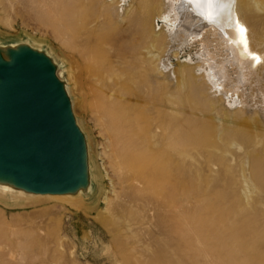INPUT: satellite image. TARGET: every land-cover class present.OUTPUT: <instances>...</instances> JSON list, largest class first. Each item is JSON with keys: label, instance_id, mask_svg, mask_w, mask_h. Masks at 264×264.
Listing matches in <instances>:
<instances>
[{"label": "rangeland", "instance_id": "rangeland-1", "mask_svg": "<svg viewBox=\"0 0 264 264\" xmlns=\"http://www.w3.org/2000/svg\"><path fill=\"white\" fill-rule=\"evenodd\" d=\"M99 1L85 0L86 8L83 19H71L58 10L44 12V17L48 20L47 23L35 18L22 0H0V52L1 54L6 52V49L11 46L26 45L44 54L53 63L55 75L62 83L69 100L75 124L83 136L87 184L85 186L87 188H82L81 192H71L66 196L37 197V200L44 202L28 206L29 208L8 207L0 203V220L1 217H5L3 221L7 226L11 215L18 216L21 225L29 219H35L43 228L41 236H46L44 241H40V244L47 245L46 247L51 250L47 252L46 258L50 254L49 256L54 261L61 259L58 261L59 264H134L136 261L150 264L152 263L151 257L147 252L142 251V242L136 244L134 249L132 248L133 241H150L149 235L143 229L146 224L143 213L134 206L117 207L116 203L114 204L113 184L104 155V133L101 131V125L97 118L95 119L97 113L94 112H97L96 109L102 103V95L107 92L108 65L113 63L118 54L123 58L129 55L127 54L129 51L127 52L122 46V40L128 38V43L136 47L134 50L136 52L141 49V46L150 48L152 42L147 37L148 33L150 35L153 31L155 33L156 27L163 29L162 25L165 21L158 18L156 23V19H154L156 11L153 10L150 19L144 26L146 35L141 40L138 35H133L135 33V30H132L133 24L128 23L133 26L129 30L130 26L125 21H120L119 18L115 19L113 15L110 17L107 14V8L105 10ZM131 1L124 0L122 5L125 6ZM154 2L160 6L159 3L162 0H154ZM260 7L255 15L253 13V17L257 16L258 18H254L263 23L264 8ZM112 18L114 19L112 20ZM123 22L124 26H122ZM117 32L120 33L117 34ZM121 35L126 39H122ZM163 37L157 42L159 46H161ZM200 40L198 38L193 42L186 41L187 43L184 42V45L171 43L170 52L167 53L168 58L164 59H167L168 68L166 69L167 82L161 91L163 96H166L164 94L165 91H168V87L170 89L179 80L178 73L172 72L182 63L181 60L188 59L187 61L191 62L187 64V67L191 68V71L193 70L192 73L195 77H199L202 73V70L200 72V68L196 67V55L197 52L200 53L203 46V44L200 45L202 43ZM211 47L213 48V46ZM212 48L209 49L213 51ZM234 48L236 47L234 46ZM81 50L85 51L90 58L91 69L89 72L86 70V64L80 54ZM176 50L179 51V60L170 54ZM134 51L133 55L136 53ZM219 52H217V57H224L223 55L218 56V54H222ZM228 53L232 55L231 52ZM234 62L229 63L230 66L228 63L225 64L227 73L224 72V80L226 81L216 80L221 83H219L220 91L217 90L218 93L215 88L210 89L209 92L206 89L193 95L194 102H190L189 99H186L189 89L184 88L180 92L183 96L185 93L186 98L183 100L184 102L181 101L178 104L180 114H182H179V119L191 116L190 111H193L192 127L195 134L194 146L191 151L192 160L186 158L182 176L191 172L192 178L186 184L192 190L195 214L199 224L208 226L212 256L226 257L232 253L233 259L237 262L239 259H245L246 264H258L264 263V239H260L259 233L262 232H258L259 229H257L260 226L259 224L257 227L260 211L264 210V184L261 181V178L264 179V135L261 131L264 125V80L257 85L251 82L240 83V73L236 72ZM169 82L171 86H168ZM223 82L227 85L230 84L229 88L232 87L230 88L232 92H229L228 96L225 95L228 91L223 88ZM236 82L239 83L238 94L237 92L233 93L236 91L233 87L237 85ZM92 90L94 100L91 99L92 92L89 93ZM205 91L213 93V95L207 93V96L211 100L216 97L215 104L217 105H211L203 97ZM232 96L235 97V101L232 100ZM218 97L221 98V103L219 100L217 101ZM238 97H242L244 100L243 110L240 112H237L240 106ZM94 103L97 106L96 109ZM229 112L231 116L227 117L226 113ZM219 117L220 119H218ZM234 132L237 134L236 138ZM233 133L234 135H232ZM229 137L233 141L228 139ZM227 140L232 141V145L227 143ZM235 145H239L241 150ZM256 154L260 166V176L255 168H252L250 156H256ZM0 188L15 191L11 184L4 181H0ZM22 193V195H28L25 190H22ZM3 196L9 203L29 200L27 196L15 195L10 192H4ZM71 202H77L76 204L80 207H74V209L73 206H70ZM109 202L113 204L109 206L110 209L108 208ZM133 215L135 216L133 217ZM59 219L60 225L55 228L54 224ZM116 245L120 248L116 249ZM48 261L45 264H49ZM53 264L55 263L53 262Z\"/></svg>", "mask_w": 264, "mask_h": 264}, {"label": "bare ground", "instance_id": "bare-ground-1", "mask_svg": "<svg viewBox=\"0 0 264 264\" xmlns=\"http://www.w3.org/2000/svg\"><path fill=\"white\" fill-rule=\"evenodd\" d=\"M22 1L35 18L47 23L48 20L45 19L43 13L50 10H58L61 14L76 20L83 19L85 16V0ZM131 2L123 6L124 0L99 1L105 7V10L107 8V14L110 17L113 15L115 19L119 18L120 21L133 24L134 28L128 24L130 26L129 30L132 27V30H135L133 35H138L141 40L146 35L144 26L150 19L153 10L156 11V16H154L156 23L158 18L165 21L162 25L163 29H157L156 27L155 33L154 31L151 35L148 33L147 37L151 40L152 47L146 48L139 45L141 49L137 52L134 51L136 47L128 43V38L126 39V37L121 35L122 39H126L122 40V46L127 52L129 51L127 53L129 55L123 58L118 54L113 63L108 65L107 92L102 95V103L97 109L94 103V108L97 110L94 113H97L95 119L97 118L98 123L101 125V131L104 133V155L107 159V169L110 172V179L113 184L114 204L116 203L115 206L117 207L134 206L143 213V217L146 219L143 229L149 235L150 241H133L132 248L134 249L136 244L138 245L139 242H142V251L147 252L151 257L152 263L150 264H246L247 261L245 259H239L238 262L235 261L232 253L226 257L212 256L208 226L199 224L195 214L192 190L186 184L192 178L191 172H187L182 176L186 158H192L191 151L193 150L195 137L192 127V114L194 112L190 111L191 116H186L180 120L178 104L181 101L184 102L183 100L186 97L190 102H194L193 95L206 89L209 92L210 89L215 88L216 93H218L217 90L220 91L219 83L224 80L225 73H227L225 72L227 70L225 64L233 63L234 61L236 72L240 73V83L251 82L256 85L262 83L264 80V22L261 23L259 19L254 18L257 16L253 17V13L255 15L260 6H262L260 8H264V0H224L229 5V8L225 9L219 20L213 22L201 17L194 7L188 5L187 0H162L159 3L160 6L156 5L154 0H132ZM237 25L245 30L243 35H241ZM122 26H124V22ZM126 31L128 32V30ZM126 31L123 32L125 33ZM161 32H164V34ZM119 33L117 32V34ZM163 36L166 37L164 38ZM130 37L132 38V35ZM162 37L163 40H161V46H159L157 42ZM198 38L201 39L202 43L200 45L203 44V46L200 53H196L197 65H194L200 68L199 71L202 70V73L199 77H195L192 73L193 70L191 71V68L187 67V64L191 62L187 61L188 59L181 60L182 63L172 72L178 73L179 80L170 89L168 87V91H165L164 94L166 96H163L161 91H163L162 88L167 82L166 69L168 68L167 59H164L168 56L167 53L172 47L171 43L183 44L186 41L193 42V40ZM167 44L168 46L166 47ZM182 44L180 45L182 46ZM156 46H159L158 50ZM209 48H212L213 51ZM17 49H19V46L7 48L6 52H2V57L8 60L7 51ZM161 49L163 50L160 52ZM133 51L136 52L134 55L132 54ZM218 51L222 53L218 54V56L223 55L224 57H217ZM228 52H231L232 55ZM80 54L86 64V70L89 72L91 69L90 58L85 51L81 50ZM170 54L179 60L178 50ZM252 56L259 57V62L253 59ZM90 78L92 77L90 76ZM216 80H220V82L218 83ZM169 84L168 86H171ZM223 85V88L228 91L223 92H227L225 95L228 96L232 92V89L230 90L232 87L229 88L230 84L227 85L224 82ZM238 85L239 83L233 86L236 90L233 93H239ZM184 88L189 89L186 97L185 93L184 96L180 93ZM208 92L204 93L203 97L211 105H217L215 104L216 97L214 96L215 98H213L212 96L213 100L209 99L207 95L212 92ZM89 93L93 97L91 99L94 100L93 90L89 91ZM232 98L235 101V97L232 96ZM220 99L218 97L217 101H220ZM185 102L187 104L186 100ZM238 102L241 108L239 106L237 112H240L244 106L243 98H239ZM201 108L200 111H202ZM215 112H213L214 115H216ZM226 114L227 117L231 116L230 112ZM261 131L264 135V125ZM236 136L237 134L235 138ZM232 141L227 143L232 145ZM235 146L241 150L239 145ZM236 150L239 152L238 149ZM250 157L252 168H255L260 176L257 154ZM0 181L6 182L1 179ZM261 181L264 184V179L261 178ZM12 187L15 191H7L0 188V203L8 207L29 208L28 206L44 202L37 200V197H56L57 195L66 196L69 194H36L28 192V195H22L21 188L13 185ZM82 188L87 187L81 186L77 191L81 192ZM4 192L27 196L29 200H18L9 203L3 196ZM76 203L71 202L70 206H73V208L80 207ZM110 205H113L112 202H109L108 208ZM9 217L10 221L8 220L9 225L7 226L3 221L5 217H1L0 220V264H45L47 260H49V264H53V262L59 264L58 261L61 259L54 261L49 256L50 254L46 258L47 252L51 250L46 247L47 245L40 244V241H44L46 236H41L43 235V228L35 219L25 220L26 222L21 225L18 216L11 215ZM258 220L257 227L259 224L260 226L257 229H259L258 232H262L259 233V236L260 239H264V210L260 211ZM59 225L60 219L55 222L54 226L58 228ZM210 228L212 229V227ZM119 248L116 245V249ZM141 263L144 264L143 261ZM141 263L136 261L134 264Z\"/></svg>", "mask_w": 264, "mask_h": 264}, {"label": "water", "instance_id": "water-1", "mask_svg": "<svg viewBox=\"0 0 264 264\" xmlns=\"http://www.w3.org/2000/svg\"><path fill=\"white\" fill-rule=\"evenodd\" d=\"M0 52V179L26 192L86 186L85 146L54 66L23 45Z\"/></svg>", "mask_w": 264, "mask_h": 264}, {"label": "snow or ice", "instance_id": "snow-or-ice-1", "mask_svg": "<svg viewBox=\"0 0 264 264\" xmlns=\"http://www.w3.org/2000/svg\"><path fill=\"white\" fill-rule=\"evenodd\" d=\"M188 5L194 7L198 14L209 22L217 21L223 15L225 9L229 8V5L224 0H187ZM241 35L244 33V29L237 25ZM246 48V42H245ZM259 62V57L252 56Z\"/></svg>", "mask_w": 264, "mask_h": 264}]
</instances>
